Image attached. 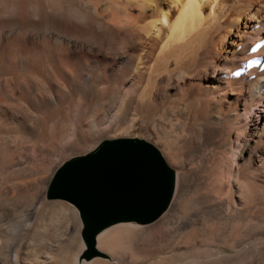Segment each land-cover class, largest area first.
Masks as SVG:
<instances>
[{
	"label": "bare ground",
	"instance_id": "1",
	"mask_svg": "<svg viewBox=\"0 0 264 264\" xmlns=\"http://www.w3.org/2000/svg\"><path fill=\"white\" fill-rule=\"evenodd\" d=\"M3 1L8 7H17L20 15L15 14L12 21L1 24L27 30L22 31L23 36L26 32L23 39L27 40L29 36L35 39L32 45L36 62L26 69L30 77L2 74L4 90L0 91V103L8 110L0 112V264H179L182 249L193 245L199 225L194 215L187 211L184 217L179 216L183 210L177 208L178 203L174 205L173 213L161 216L159 238L154 237L151 230L138 226L137 222H118L95 235L98 255L103 252L107 257L86 258L78 210L45 198L44 187L41 189L40 186L47 182L40 181L37 169L27 168L30 162L24 157L25 142L13 139L12 128L26 134L30 116L25 111H36L50 129L58 128L63 140L66 131L70 130L65 127L61 113L75 110L78 97H94H88L91 104L86 101L93 109L113 95L116 108L108 122L111 124L100 129V135L105 138L135 136L131 127H123L118 118L134 113L137 108L134 97L144 93L151 107L162 109L157 118L162 117L166 106L178 107L180 101L188 99L199 105L203 115L200 123L222 129L226 127V119L232 116L230 101L234 100L237 105L249 107L250 118L256 117L253 124L249 122L253 130L248 141L258 139L263 144L260 147L264 146V0ZM64 2L68 11H72L71 16L62 11ZM50 8L55 10L50 11ZM103 35L110 38L108 51L115 54V61L71 56L70 46L74 42H80L91 52L92 47L101 46ZM175 119L179 121V118ZM188 119L183 117V123L186 124ZM154 121H147V124ZM240 132H228L222 143L228 150L222 152L224 158H231V162L238 160L232 163L235 168L233 177L229 176L232 186L227 188L217 184L211 210L207 208L210 211L207 225L212 240L242 251L232 255L217 250L207 264H244L245 260L251 261L250 258L255 263L258 259L256 247L264 246L256 231L242 234L236 233L233 226L231 230L227 229L229 220H239L247 215L248 201L260 197L261 187L264 190V151L250 147L247 139L240 138ZM39 133L37 126V131L26 139ZM77 134L80 139L85 137L82 130ZM53 135L51 138H55ZM88 143L91 142H86L81 151L73 147V153L67 157L70 158L75 149L86 153L96 146ZM162 153L176 160L165 143ZM253 164L255 171L249 170L246 175L248 171L243 167ZM27 180L36 183L31 193ZM29 193L30 201L25 205L17 204L14 209L18 199ZM49 207L70 209L71 212L66 216L65 224H59L52 240L44 232L49 227L42 225ZM183 235H186L185 241Z\"/></svg>",
	"mask_w": 264,
	"mask_h": 264
},
{
	"label": "rangeland",
	"instance_id": "2",
	"mask_svg": "<svg viewBox=\"0 0 264 264\" xmlns=\"http://www.w3.org/2000/svg\"><path fill=\"white\" fill-rule=\"evenodd\" d=\"M47 6H49V4ZM61 9L66 16H67V13L68 15L71 16L72 11H68L69 8L67 7L66 2H64L61 5ZM49 10L53 11L55 9L50 8ZM15 14L20 15V10H17V7L16 8L8 7L5 1L0 0V91H2V88L4 90L3 82L1 83V81H3V77H2L3 73L10 75V77H16V78L30 77L26 69L27 67H32L36 62L35 52H34L33 45H32L36 42L35 39L32 36L31 37L29 36L27 40L26 39L24 40L23 37L26 36V32H25V36H23V33H22L24 29H22L21 31L20 29H17L18 27L10 26V25L6 27L1 24L2 22L12 21ZM24 31H27V30H24ZM20 34H21V37H20ZM22 40L24 42H22ZM108 42H111L110 38L107 37L106 35L105 36L103 35V39L101 40V43H102L101 46L96 47V48L92 47L91 52L88 50V48L82 46L80 42H74V44L70 46V54L73 57H82L83 59H86L87 57L92 56L96 59H99L100 61L105 60V61L111 62L113 59H114L113 61H115V54L110 53L108 51V45H107ZM88 97L90 96H87V98ZM87 98H84L86 99L84 100L83 97L81 98L78 97L77 101L79 103L77 104L78 106L76 107L75 110H65L64 112L61 113L62 117L64 118L65 127L66 128L68 127L70 130L68 132L66 131V128H65L66 136L65 138H63V140H62L61 135L58 133V128L52 127L53 130L52 128L50 129V126L45 122V120L43 119L41 115L36 113V111L35 112L25 111V113L28 116H30L29 121H28V126L26 129V134L19 133L18 130H16L15 128H12L13 139L16 141L18 140V142H25V150H23L24 157H26V159H28L30 162V165H29L30 167L27 166V168L37 169L40 173L39 175L41 177L40 181L47 182L45 186L42 184L40 186L41 189L44 187L45 198L49 200L50 202L63 203L67 207L72 206L71 210L75 208L71 203L65 200L52 199V198L50 199L47 197L49 182L54 173V169L60 166L64 161L69 159L67 156L72 152L73 147L81 151V149L84 148V145L86 144V142H91L97 145L101 140L107 139L108 137L105 138L104 136L100 135L99 130L106 128L107 125L111 124L108 122L112 119L111 115L114 114L113 111H115V108H116V105H115L116 100L113 95L108 96L109 99L106 98V101H104L105 103L103 102L101 106L99 104V107L97 105L93 109H90L88 105L89 103L91 104V102H89L91 101L90 99H93L94 97H90V99L89 98L87 99ZM86 101H88L89 103L88 102L86 103ZM233 101L232 102L230 101L232 106L229 104L230 108L232 107L231 108L232 116H230L231 118L228 117L226 121L230 119L231 120L229 122L227 121L228 123L225 121L226 127L223 129L217 128L213 124L200 123L203 118V115H201V112L199 110V105L196 104V101L193 102L192 100L193 102L192 103L188 99H184L180 101L179 102L180 106L178 104V107H171L170 105L166 106L163 111V115H162L163 118L162 117L157 118L158 115H160V112L162 111V109L155 108L153 106L151 107L148 104L144 93H141L139 96L134 97V106L135 107L137 106L134 113L131 112L125 116L120 115L118 118V121L122 123L123 127L125 128L131 127V130L135 134V136H125V137H138L146 141H149L152 144H154L161 153L163 150V145L165 143L167 144L170 151L175 155L176 160H171L162 153L166 162L175 171L176 184H175V189H174V193L170 201V204L161 216L163 217V215H165L166 213H173L175 206H177L176 203H178L177 208H180L179 210L181 209L183 210L182 213H179V216L184 217V213L187 211L191 213L192 215H194L193 218L197 220L198 225H199L197 226L198 230L196 232L193 245L184 247L183 248L184 250L182 249V256H180L181 259H179V264H185L188 261L191 262L192 264H201V263L207 264V260L210 257H212L213 256L212 254L216 253L217 250H221L227 254H232V255L238 254L239 252L242 251L241 249L236 250L234 248H228L222 244H218L216 240H212L210 235H208V231L210 230V228L207 225L210 222L209 217H208L209 216L208 213L210 211L208 209L210 208L211 210V206H212L211 199H212L213 193H215L217 189V184L220 183L224 186H227V188H230L228 186H232L231 178L233 177L232 174L235 173V170H234L235 168H234V165H232V163L234 164L238 160V159H236L235 161L232 160L231 162V158H227V157L224 158V156L222 155V152L228 151L222 146V143L224 142V140L227 139L228 132L230 131L243 132V133L240 132V134L243 135V136L241 135L242 137L240 136L241 139L243 138L247 139V143L250 147L252 146L256 150H259L262 152L264 151V146L260 147L262 143H260L258 139L254 138L255 141L257 140L259 141V143L257 141L256 142L250 141V140L248 141V139L252 137L251 133L253 130L252 128L253 126L250 125V123L253 124L254 119H256V117L250 118L249 116L251 114V110L249 109V107L244 106L245 107L244 108L243 106L239 104L237 105V102L234 101L236 103L235 104ZM0 109H1L0 110L1 113H3L2 111L3 109L8 110L6 106L4 105L1 106V103H0ZM111 110L113 113L111 112ZM133 114H135L137 117L139 116L138 117L139 120L135 119L137 117L134 118L135 115L133 116ZM183 117L189 118L186 124H184L182 121ZM175 118L177 119L179 118L178 119L179 121H177L178 123L176 122ZM152 119H155L154 123L147 124V121H150ZM78 123H80L81 125L80 124L78 125ZM37 126L40 129V133L42 134L40 133L36 134L30 140L26 139L32 136L31 134H34L37 131ZM49 129L51 130L50 132H48ZM78 130H82L85 133L84 138L80 139L78 137V134H77ZM52 132H54L53 133L54 135L52 134ZM55 132L57 134H55ZM75 133L77 134V136ZM40 135H42L41 138H40ZM52 135L55 138L53 137L51 138ZM32 140H33V144H32ZM60 142L62 143L60 144ZM91 143H88V144H91ZM28 144L30 147L28 146ZM197 148L201 150V152L199 151L200 153L197 152L198 151ZM78 150L75 149V151L78 154L73 150L74 154L69 157L71 158L73 156L84 154V153H79ZM228 160H230V162H228ZM255 164H257V161H255ZM252 166H249L248 168H246L247 166L243 167L246 172L248 171L246 175L247 174L249 175V170L251 171L253 169L252 171H255V165L253 167ZM230 174L232 176H230ZM1 177H2V173L0 172V181H1ZM34 183L35 182L31 180H27L26 182L27 188H29L30 193L32 189L34 190L33 186L36 185V183L35 184ZM261 188L259 189L260 197H255L256 200L255 198H253L254 200L252 199L248 201V204H247L248 206L246 207L247 215L245 217L240 218L239 220L238 219L229 220V226H227L228 230H231V228L234 227L235 232L237 231L236 233H242V234H248L249 232L256 231L255 233L257 234L259 239L261 241H264V238H263L264 237V190H263V187ZM30 193L27 197L20 198V200H23V202L18 199V202L14 205V209L17 208L16 207L17 204L19 205L27 204L31 199ZM181 198L182 200L180 203L179 200ZM60 209L58 207L57 209L56 207L54 208L49 207V209H47L46 216L43 219L46 221L44 223L42 222L43 226H45L46 228L49 227L46 230H44V232L47 236H49L48 238H50V240H52L54 236L56 235L58 226L60 225L62 226V224H65V220L68 219L67 215L71 214V212H69L70 209H67V210L61 209V211H59ZM160 217L157 220L150 222V223H146V224L136 223V224H138V226H142L148 230H151V234H153L154 237L159 238L160 232H161L159 231V229H161L160 221L162 219V217L161 218ZM121 224H134V223H121ZM249 226L250 228H248ZM251 228L252 229L254 228V229L252 230ZM185 237L186 235L182 236L183 241H185ZM84 246L85 248L83 249V252H87L88 248L85 244ZM259 247H256V256L258 257L257 261L254 263L252 258H250L251 261L248 258L250 262L245 260L244 264H248V263L249 264H252V263L253 264H260V263L264 264V260H263L264 246H259ZM96 250H97V245H96ZM196 254L198 257L196 256ZM201 254L203 255L204 259L203 257L201 258ZM95 256L96 257L98 256L107 257V254L105 253L103 254L102 252L101 255L96 254L92 257L95 258ZM186 259H188V261ZM199 260L202 262H200Z\"/></svg>",
	"mask_w": 264,
	"mask_h": 264
},
{
	"label": "water",
	"instance_id": "3",
	"mask_svg": "<svg viewBox=\"0 0 264 264\" xmlns=\"http://www.w3.org/2000/svg\"><path fill=\"white\" fill-rule=\"evenodd\" d=\"M175 184L174 169L154 144L116 137L64 161L50 179L47 197L78 210L85 257L90 258L98 254L95 235L105 227L157 220L168 208Z\"/></svg>",
	"mask_w": 264,
	"mask_h": 264
}]
</instances>
